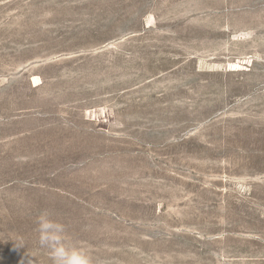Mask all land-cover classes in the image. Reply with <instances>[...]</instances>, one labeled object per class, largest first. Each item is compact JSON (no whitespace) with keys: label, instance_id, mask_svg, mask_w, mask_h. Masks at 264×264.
<instances>
[{"label":"rangeland","instance_id":"rangeland-1","mask_svg":"<svg viewBox=\"0 0 264 264\" xmlns=\"http://www.w3.org/2000/svg\"><path fill=\"white\" fill-rule=\"evenodd\" d=\"M0 264H264V0H0Z\"/></svg>","mask_w":264,"mask_h":264}]
</instances>
